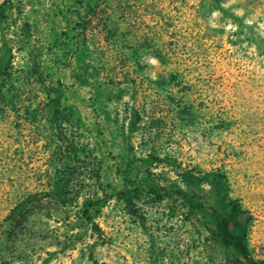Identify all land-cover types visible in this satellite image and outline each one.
Instances as JSON below:
<instances>
[{"label": "rangeland", "instance_id": "obj_1", "mask_svg": "<svg viewBox=\"0 0 264 264\" xmlns=\"http://www.w3.org/2000/svg\"><path fill=\"white\" fill-rule=\"evenodd\" d=\"M87 2L0 0V264H254L209 236L228 200L264 261V0H91L89 26ZM102 10L171 50L181 83L106 47Z\"/></svg>", "mask_w": 264, "mask_h": 264}, {"label": "trees", "instance_id": "obj_2", "mask_svg": "<svg viewBox=\"0 0 264 264\" xmlns=\"http://www.w3.org/2000/svg\"><path fill=\"white\" fill-rule=\"evenodd\" d=\"M86 3V24L89 26L93 22V20L97 19L98 13H96L95 9L97 8V4L91 3V0ZM205 2L210 3L211 6L209 7H202L203 13H211L213 11H223L222 4L224 0H202ZM103 16L99 18L101 23V41L103 42L106 47H132L131 54L129 53V57H132V63L134 66V71L141 72V66H139V53L147 52L150 54L151 57L158 60L163 68L165 69L163 74L157 75L155 77V81L168 86L169 84H174V86L181 83V73L179 72L178 68L171 63V53L172 51L169 49H163L156 44L157 40L156 37H146L141 36L137 39V37H128V35H124L121 33L116 25L111 21L109 15H105L103 10L100 11ZM85 29V28H84ZM133 40V42H131ZM94 43V41H91ZM135 75H138L135 73ZM130 74L126 75V79L128 82H131ZM134 78V77H133ZM187 101L185 104H178L176 105V113L180 114L179 121L181 123L186 124L187 120H192L195 117L198 118V113L193 110L191 104H188ZM138 111H136L137 113ZM135 113V114H136ZM56 114V111L55 113ZM138 114V113H137ZM143 114V111H142ZM216 123L217 128H227V123L220 118H216L214 120ZM150 124H154L160 126L162 124V118L151 119ZM183 124V125H184ZM75 131V129H73ZM64 136V135H63ZM68 139V146L71 150L73 146H81L85 148V144L82 143L80 136L75 135L72 131V128H69L67 137ZM83 144V145H82ZM72 146V147H71ZM72 152H70V155ZM84 158L86 159L87 164H92V160L90 159V153L84 154ZM90 173L92 178L94 179L95 183H98V168L91 165ZM226 210L228 216H222L220 214H215L212 211V229L209 230V236L218 244H220L223 248H231L237 251L242 256L246 257L248 261L253 262L254 264H264V261H252L246 254V246H245V237H246V228L240 227L236 224H230L231 219L233 217H237L239 215H243V211L240 209V205L237 201L228 200L226 202Z\"/></svg>", "mask_w": 264, "mask_h": 264}]
</instances>
